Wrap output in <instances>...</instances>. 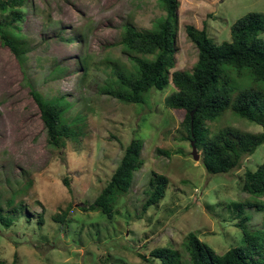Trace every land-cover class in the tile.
Segmentation results:
<instances>
[{"label": "rangeland", "instance_id": "rangeland-1", "mask_svg": "<svg viewBox=\"0 0 264 264\" xmlns=\"http://www.w3.org/2000/svg\"><path fill=\"white\" fill-rule=\"evenodd\" d=\"M177 1L171 72H192L198 60L187 25H206L211 37L222 42L245 14L264 16V0ZM13 12L22 15L17 24L26 46L18 56L0 39V205L16 218L9 227L0 223V264H160L151 251L166 246L190 264L183 244L189 232L223 254L242 243L241 217H250L244 222L247 229L264 230V210L245 205L237 217L230 205L252 198L242 189L244 173L263 162L264 144L243 158L240 168L209 174L200 147V159L193 158L183 111L165 103L173 84L144 93L142 103L106 92L121 87L116 64L131 73L136 68L132 58H155L126 48L121 38L127 24L141 31L155 28L167 15L163 0H25L16 11L1 12L0 20H9ZM33 92L46 103L65 102L64 120L80 134L66 138L63 149L49 143ZM206 126L210 135L226 128L264 131L229 111ZM134 137L143 140L144 164L129 192L118 198L114 216L84 210ZM154 172L168 179L165 197L143 212ZM257 199L264 201V194ZM66 209L63 222L54 218Z\"/></svg>", "mask_w": 264, "mask_h": 264}, {"label": "trees", "instance_id": "trees-1", "mask_svg": "<svg viewBox=\"0 0 264 264\" xmlns=\"http://www.w3.org/2000/svg\"><path fill=\"white\" fill-rule=\"evenodd\" d=\"M163 2L167 15L155 28L141 31L127 24L121 38V43L126 48L145 55H155V58H132L136 68L131 73L125 72L116 64L114 70L121 87L117 90L107 89L106 92L124 102L142 103L144 93L173 84L175 91L166 98L165 103L173 110L183 111L182 124L190 141L201 148V161L206 171L209 174L232 172L242 166L243 158L253 155L264 144V131L250 133L226 128L210 135L206 123L214 122L229 111L264 126V16L258 12L245 14L231 25L230 39L222 42H216L211 37L206 25L201 29L187 25L186 32L198 48V60L192 72H171L170 69L174 67L178 1ZM24 4L25 0H0V13L7 9L16 11ZM21 19L20 13L13 12L9 20H0V39L18 56L26 46L17 24ZM33 96L40 108L50 144L63 149L66 138H78L79 129L64 120V101L58 99L46 103L37 93L33 92ZM142 148V139H131L110 180L94 202L83 207L84 210H100L108 218L114 216L118 198L129 192L134 173L144 164ZM158 151L169 155L165 150ZM63 182L70 188L67 177ZM167 183L166 176L153 173L150 179L153 190L143 205V212L152 205L160 204L165 197ZM242 189L252 198L245 202L230 203L237 211L236 216L240 217L245 205L263 211L264 201L257 198L264 194V160L256 170H245ZM22 205L21 202L16 204L13 210L19 211L18 208ZM69 210L66 209L54 218L63 222ZM41 214L39 222L43 221ZM14 218L0 205V223L3 226H11L16 222ZM28 218L30 220V216ZM248 219L249 216L241 217L238 223L242 243L223 254H218L195 233L189 232L183 244L188 251L190 264H264V230L247 229L244 222ZM151 255L160 264H183L180 252L172 247L154 248ZM139 256L145 258L144 255Z\"/></svg>", "mask_w": 264, "mask_h": 264}, {"label": "water", "instance_id": "water-1", "mask_svg": "<svg viewBox=\"0 0 264 264\" xmlns=\"http://www.w3.org/2000/svg\"><path fill=\"white\" fill-rule=\"evenodd\" d=\"M191 115H193V112L191 113ZM191 146H192V155H193V158L195 160H199L200 159V153L198 152L197 147L195 146V143L194 142H191Z\"/></svg>", "mask_w": 264, "mask_h": 264}]
</instances>
